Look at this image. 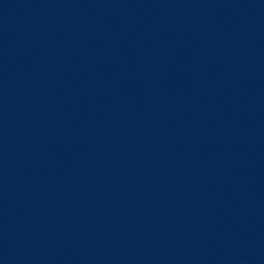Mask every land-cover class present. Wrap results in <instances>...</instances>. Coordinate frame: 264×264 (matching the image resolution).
<instances>
[{
  "label": "water",
  "instance_id": "1",
  "mask_svg": "<svg viewBox=\"0 0 264 264\" xmlns=\"http://www.w3.org/2000/svg\"><path fill=\"white\" fill-rule=\"evenodd\" d=\"M0 264H264V0H0Z\"/></svg>",
  "mask_w": 264,
  "mask_h": 264
}]
</instances>
